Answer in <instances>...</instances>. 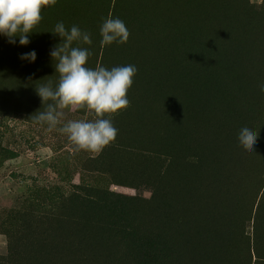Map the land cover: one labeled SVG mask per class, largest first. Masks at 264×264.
Instances as JSON below:
<instances>
[{"label":"rangeland","instance_id":"rangeland-1","mask_svg":"<svg viewBox=\"0 0 264 264\" xmlns=\"http://www.w3.org/2000/svg\"><path fill=\"white\" fill-rule=\"evenodd\" d=\"M110 15L130 36L102 47ZM86 19L87 66L137 67L130 103L91 153L33 122L42 102L0 97V264L76 222L100 264H264V0H96Z\"/></svg>","mask_w":264,"mask_h":264},{"label":"clouds","instance_id":"clouds-1","mask_svg":"<svg viewBox=\"0 0 264 264\" xmlns=\"http://www.w3.org/2000/svg\"><path fill=\"white\" fill-rule=\"evenodd\" d=\"M57 0H0V36L8 38L10 44L27 46L33 29L43 19L42 6L56 4ZM60 37V43L53 46L49 55L55 61V72L59 80L36 87L37 95L41 98L44 111H37L31 116L33 122L47 126L49 131L58 129L61 134L77 150L91 153L101 152L116 139L118 129L113 121L104 118L105 114H115L126 108L130 101L128 90L133 85V77L138 69L128 64L108 69L97 65L87 66L91 55L88 47L93 43L91 33L73 24L66 27L64 21H58L50 31ZM102 37L101 46L113 43L124 44L128 41L130 32L119 17L109 16L100 26ZM18 38V40H17ZM37 52L33 49L21 53L20 59L34 63ZM259 87L264 88V79L259 81ZM74 108L84 109L94 116V119H71L64 122L63 110ZM258 134L254 127L243 126L238 133L242 149L254 151Z\"/></svg>","mask_w":264,"mask_h":264},{"label":"trees","instance_id":"trees-1","mask_svg":"<svg viewBox=\"0 0 264 264\" xmlns=\"http://www.w3.org/2000/svg\"><path fill=\"white\" fill-rule=\"evenodd\" d=\"M95 1L57 0L54 6H42L43 19L33 29L34 33L29 37L31 42L27 46L10 44L7 37L0 36V97L21 98L32 106L42 102L37 95L36 87L49 81L55 86L59 80V73L55 72V61L49 53L53 46L60 43V37L50 31L61 20L66 27L70 28L76 24L86 30L88 19L75 20V18L88 13V9L94 7ZM33 49L38 54L34 63L19 58L21 53ZM94 235L93 230L81 222L57 228L39 247L27 251V259L32 264H93L94 262L100 264L89 252L96 251Z\"/></svg>","mask_w":264,"mask_h":264}]
</instances>
